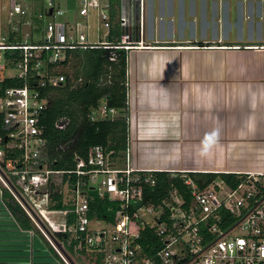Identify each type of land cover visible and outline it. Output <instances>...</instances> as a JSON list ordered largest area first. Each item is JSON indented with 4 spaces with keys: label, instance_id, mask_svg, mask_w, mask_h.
<instances>
[{
    "label": "built area",
    "instance_id": "2783aa9c",
    "mask_svg": "<svg viewBox=\"0 0 264 264\" xmlns=\"http://www.w3.org/2000/svg\"><path fill=\"white\" fill-rule=\"evenodd\" d=\"M35 1L0 0V82L3 78L26 82L30 77L39 76L33 89L24 84L1 91L4 133L3 138L0 137V185L35 228L57 252L50 233H70L78 248L82 245L88 249L110 233L113 254L108 264H264V172L238 174L245 178L234 188L216 182L199 189L187 179L184 184L191 190L194 208L189 213L173 210L172 215L165 217L153 206H138L143 198V182L148 183L149 174L155 171L133 167L127 149L122 168H117L100 147L92 148L86 159L75 156L73 171H55L48 167L43 158L47 142L39 120L47 100L41 90L64 83L65 77L57 68L66 52L93 48L128 52L151 47L143 41V0H136L137 9L133 8L131 0H79L77 16L82 19L85 32L78 31L76 35L72 34L74 27L61 19L67 14V7L61 9L60 0H47L46 7L41 11L36 8L34 13ZM63 1L66 5L67 0ZM91 13L95 17L93 37L90 28L88 30ZM36 32L42 34V41L35 39ZM10 69L15 70L12 76L5 73ZM116 115V109L101 103L88 119H111ZM2 143L9 154L19 152L20 155L8 156ZM63 173L87 178L82 182L78 180L73 189L75 196L68 197L76 216L73 224L65 219L70 210L48 208L47 188ZM142 174L147 177L142 178ZM94 182L96 185L92 184ZM93 185L100 196L119 202L115 223L105 224L100 231L91 227L92 221L87 217L86 190ZM17 186L21 187V193ZM4 190L0 188V203L6 208L2 198ZM32 196L41 197L43 202H37ZM173 202L180 204V199L174 196ZM220 209L227 212L228 217L220 216ZM50 214L60 217L62 223L51 222ZM145 223L156 226L157 234L164 241V247L150 256H145L134 242ZM235 229L239 234H233ZM29 234L32 235V231Z\"/></svg>",
    "mask_w": 264,
    "mask_h": 264
},
{
    "label": "crops",
    "instance_id": "0c3cea01",
    "mask_svg": "<svg viewBox=\"0 0 264 264\" xmlns=\"http://www.w3.org/2000/svg\"><path fill=\"white\" fill-rule=\"evenodd\" d=\"M143 6V41L151 48L127 52L131 165L179 174L263 173L264 0Z\"/></svg>",
    "mask_w": 264,
    "mask_h": 264
},
{
    "label": "trees",
    "instance_id": "16d2710c",
    "mask_svg": "<svg viewBox=\"0 0 264 264\" xmlns=\"http://www.w3.org/2000/svg\"><path fill=\"white\" fill-rule=\"evenodd\" d=\"M112 35L115 36L116 31L113 30ZM78 51H85L87 55L79 56ZM67 67H71L72 74L66 73L65 68ZM126 67L127 52L124 50L93 48L66 52L64 61L58 63L57 68V72L65 77L64 83L58 87H46L41 90L47 100L46 107L39 116L47 142L43 158L50 169L64 172L73 171L76 167L74 157L86 159L89 151L94 147H100L105 154L109 155L117 168L124 166L128 129ZM60 68L61 70H59ZM37 78L39 76L35 75L26 82L14 78H3L0 82V94L4 89L20 87L24 84L33 89L37 85ZM101 103H106L108 107L116 109L117 115L111 119L90 121L88 115L96 111ZM1 122L2 115L0 114V137L3 138L4 130ZM2 146L8 156L18 157L20 155L19 152L9 154L6 145L2 143ZM92 168L95 167L92 166ZM149 175V182H143V198L138 206H153L165 217H169L174 211L189 213L194 208L191 190L184 184L187 179L201 189L216 182L234 188L245 178L243 175L224 173L153 172ZM145 176L142 174V178ZM57 179L58 183L52 182L47 188L50 199L48 208L57 211L70 210L65 219L69 224H73L76 216L73 213L72 201L68 197L74 195L73 189L77 181H86L87 178L63 173ZM64 186H67V193L64 192ZM92 187L95 185L85 189L88 198V219L92 222L114 224L119 202L110 201L108 197L100 196L97 187L91 189ZM174 196L180 199V204L176 205L173 202ZM2 198L13 220L15 233L12 232V236L10 235L11 242L19 241V236L29 235L30 231L34 234L37 233L49 249L51 256L57 262L65 264L55 248L35 228L7 191H3ZM218 213L223 218L228 217L227 212L223 209H220ZM3 230L0 229V242L6 240V236L2 233ZM50 234L70 259H72L71 256L77 257L78 255V258L88 259L89 264H108L107 260L113 254L112 248L108 253L104 245L100 247L96 245L91 249L81 245L78 248L77 241L73 240L70 233ZM134 242L145 253V256H150L164 247L163 237L157 234V227L146 223L142 225L139 237ZM9 246L12 247L10 243L1 244L0 248L4 249ZM26 248L27 250L24 249L25 253L29 251L28 244ZM32 248L33 244L31 246L33 254L34 249L32 250ZM44 257L42 256L43 259Z\"/></svg>",
    "mask_w": 264,
    "mask_h": 264
},
{
    "label": "rangeland",
    "instance_id": "374dc122",
    "mask_svg": "<svg viewBox=\"0 0 264 264\" xmlns=\"http://www.w3.org/2000/svg\"><path fill=\"white\" fill-rule=\"evenodd\" d=\"M61 3V9H65V6L67 7V14L62 17L61 19L63 21H65L68 25H71L74 27V30L72 32L73 35H76V33L78 31H83L85 32V29H84V26L81 24V21L82 19L80 17L77 16V13H78V10L80 8V2L79 0H67L66 2V5L64 3L63 0H60L59 1ZM46 4H47V0H36L34 2V5H33V12L35 13L37 10H35L36 8L39 9V11L43 10L45 7H46ZM94 15L93 13H91L89 15V20H88V30L90 28V33L93 37V32L95 30V21H94ZM46 21H49V20H52V19H45ZM35 39L37 41H42V34L40 32H36L35 33ZM77 54L79 56H86L87 55V52L85 51H78ZM61 70V68L59 69ZM65 71L66 73H71L72 74V69L71 67H67L65 68ZM6 75H9V76H12L15 74V70L14 69H10V70H7L5 71ZM77 86V84H76ZM121 160V159H120ZM123 163H124V160H123ZM117 164L119 165V162L117 161ZM92 184H95L96 183H92ZM0 188L2 190H4L2 188V186L0 185ZM17 190L21 193L22 190H21V187L20 186H17L16 187ZM5 191V190H4ZM65 193H67V190H65ZM32 199L36 200L37 202H40L41 201V197H35V196H32ZM43 202V200L41 201ZM47 217V215H46ZM48 219H50L51 222L55 223V224H60L62 223V220L60 217H54V215H49L48 216ZM12 218L10 216V213L7 211L6 208L2 207L1 204H0V229H4L3 230V235L6 236V240L5 241H2L0 242V245L1 244H8L10 243L12 247H8V248H5L3 249L0 248V264H51L50 260L48 259H52L53 261H56L55 258H53V256H51L50 252H49V249L47 248V246L44 244V242L42 241L41 237L37 234V233H33L34 235H24L23 237L19 236V241L18 240H15V241H12L11 242V234L12 232H14V227H13V224H12ZM43 222L46 224V222L43 220ZM99 225H97V223L94 221L91 223V227L95 230H102L104 229L103 227L105 226L104 223L102 222H99L98 223ZM6 225V226H4ZM47 225V224H46ZM3 226V227H2ZM37 229V228H36ZM109 230V229H107ZM15 233V232H14ZM233 234L234 235H237L239 234V230L238 229H235L233 231ZM11 235V236H10ZM32 236V237H31ZM94 236V234H93ZM34 238V239H33ZM95 238V237H94ZM32 239L34 241V244H33V248L32 250L34 249V253L32 254L31 253V246H32ZM27 244L29 246V253H25L24 252V249L27 250ZM96 244L100 247L101 245H104L107 252L109 253V249L112 248V242H111V235L110 233L106 234L105 235V238L102 240V239H98L96 241ZM26 247H25V246ZM41 247H43L47 253V256H43L44 259L42 258V256L40 255V252H41ZM8 250V251H6ZM47 257V258H46ZM72 258V261H74V263L76 264H89L88 262V259H86L85 257H81V258H78V255L77 257L76 256H71ZM46 259L48 262H46Z\"/></svg>",
    "mask_w": 264,
    "mask_h": 264
},
{
    "label": "water",
    "instance_id": "95a60500",
    "mask_svg": "<svg viewBox=\"0 0 264 264\" xmlns=\"http://www.w3.org/2000/svg\"><path fill=\"white\" fill-rule=\"evenodd\" d=\"M51 10H49V15L51 14ZM91 189H95V187H92ZM53 245L56 247L58 252L62 255V257L67 261L68 264H75L72 259L66 254V252L62 249V247L52 238L51 235H49Z\"/></svg>",
    "mask_w": 264,
    "mask_h": 264
}]
</instances>
